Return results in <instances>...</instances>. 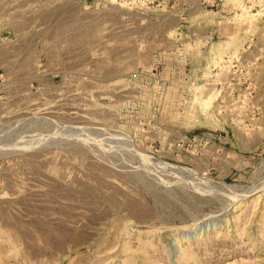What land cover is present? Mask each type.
I'll return each instance as SVG.
<instances>
[{
  "label": "rangeland",
  "instance_id": "rangeland-1",
  "mask_svg": "<svg viewBox=\"0 0 264 264\" xmlns=\"http://www.w3.org/2000/svg\"><path fill=\"white\" fill-rule=\"evenodd\" d=\"M0 264H264V0H0Z\"/></svg>",
  "mask_w": 264,
  "mask_h": 264
},
{
  "label": "bare ground",
  "instance_id": "bare-ground-1",
  "mask_svg": "<svg viewBox=\"0 0 264 264\" xmlns=\"http://www.w3.org/2000/svg\"><path fill=\"white\" fill-rule=\"evenodd\" d=\"M213 219H214V216H209V217H207V218H205L203 220H198V221L194 222L191 226L183 228L182 231L185 232V231H189V230L195 229L200 224H202V223H204L206 221H209V220H213Z\"/></svg>",
  "mask_w": 264,
  "mask_h": 264
}]
</instances>
